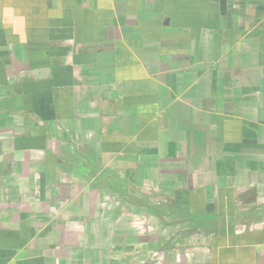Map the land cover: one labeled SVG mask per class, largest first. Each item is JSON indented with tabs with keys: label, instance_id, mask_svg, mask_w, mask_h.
Here are the masks:
<instances>
[{
	"label": "crops",
	"instance_id": "0c3cea01",
	"mask_svg": "<svg viewBox=\"0 0 264 264\" xmlns=\"http://www.w3.org/2000/svg\"><path fill=\"white\" fill-rule=\"evenodd\" d=\"M0 264H264V0H0Z\"/></svg>",
	"mask_w": 264,
	"mask_h": 264
},
{
	"label": "rangeland",
	"instance_id": "374dc122",
	"mask_svg": "<svg viewBox=\"0 0 264 264\" xmlns=\"http://www.w3.org/2000/svg\"><path fill=\"white\" fill-rule=\"evenodd\" d=\"M155 221V220H154Z\"/></svg>",
	"mask_w": 264,
	"mask_h": 264
}]
</instances>
